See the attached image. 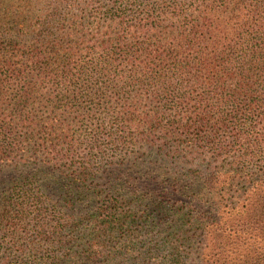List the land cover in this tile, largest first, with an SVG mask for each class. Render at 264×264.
Here are the masks:
<instances>
[{
    "label": "trees",
    "instance_id": "1",
    "mask_svg": "<svg viewBox=\"0 0 264 264\" xmlns=\"http://www.w3.org/2000/svg\"><path fill=\"white\" fill-rule=\"evenodd\" d=\"M0 264H264V0H0Z\"/></svg>",
    "mask_w": 264,
    "mask_h": 264
},
{
    "label": "rangeland",
    "instance_id": "2",
    "mask_svg": "<svg viewBox=\"0 0 264 264\" xmlns=\"http://www.w3.org/2000/svg\"><path fill=\"white\" fill-rule=\"evenodd\" d=\"M1 95H3V92L1 93ZM74 116H76V114L74 115ZM86 128V125H84V124H82V122L81 121H78V124L77 125H74V129L76 130V129H79L80 131H79V133H77V137L79 138V139H84L83 137V135H82V133H83V129H85ZM81 140H79V141H81ZM81 148V150L78 152V154L80 155V156H84V154H86V149H83V146L82 147H80ZM87 153H88V151H87ZM112 153V151H110V154ZM95 154H99V153H95ZM95 156V155H94ZM93 158V157H92ZM93 160V165H94V167H98V166H106V167H111V166H113V167H117L118 165H116V166H114V165H112V164H110V163H106V162H108L109 160H116L114 157H113V155H109L108 157H103V159H99V161H98V163H95V159L93 158L92 159ZM100 162V163H99ZM101 164V165H100ZM108 164H110V165H108ZM108 165V166H107ZM105 167V168H106ZM109 169V168H108ZM6 171V173L9 171V169H5Z\"/></svg>",
    "mask_w": 264,
    "mask_h": 264
}]
</instances>
